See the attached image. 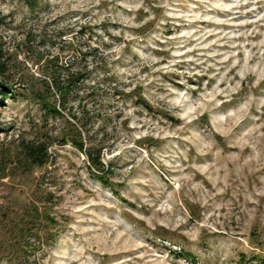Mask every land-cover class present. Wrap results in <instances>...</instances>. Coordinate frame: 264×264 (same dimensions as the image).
Masks as SVG:
<instances>
[{
    "label": "rangeland",
    "instance_id": "obj_1",
    "mask_svg": "<svg viewBox=\"0 0 264 264\" xmlns=\"http://www.w3.org/2000/svg\"><path fill=\"white\" fill-rule=\"evenodd\" d=\"M0 47V264H264V0H0Z\"/></svg>",
    "mask_w": 264,
    "mask_h": 264
},
{
    "label": "trees",
    "instance_id": "obj_2",
    "mask_svg": "<svg viewBox=\"0 0 264 264\" xmlns=\"http://www.w3.org/2000/svg\"><path fill=\"white\" fill-rule=\"evenodd\" d=\"M6 71L7 65L3 60V50L0 47V79H2V75ZM77 74L78 72L75 73V75L68 74L67 77H64L63 79L61 77H53L51 82L49 83V87H52L56 92L60 93V95L64 97L68 91H71V88L75 83V79L79 78V76L76 77ZM9 86V84L0 80V93L6 94V89ZM55 111L58 112V110ZM75 143L79 149H81L82 151H86L82 139L80 141H76ZM23 150L25 154V159L31 163L43 164L45 161H47L49 157L47 145H45L44 143L36 144L34 142H26L23 144ZM86 153L88 154L89 161L93 165L98 167L104 166L101 161L100 152L93 153L91 151H86Z\"/></svg>",
    "mask_w": 264,
    "mask_h": 264
}]
</instances>
